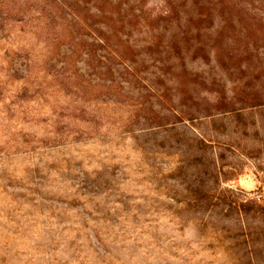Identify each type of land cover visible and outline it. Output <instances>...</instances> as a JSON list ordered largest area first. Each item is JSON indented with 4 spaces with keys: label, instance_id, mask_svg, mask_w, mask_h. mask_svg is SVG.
Masks as SVG:
<instances>
[{
    "label": "rangeland",
    "instance_id": "rangeland-1",
    "mask_svg": "<svg viewBox=\"0 0 264 264\" xmlns=\"http://www.w3.org/2000/svg\"><path fill=\"white\" fill-rule=\"evenodd\" d=\"M0 264H264V0H0Z\"/></svg>",
    "mask_w": 264,
    "mask_h": 264
}]
</instances>
